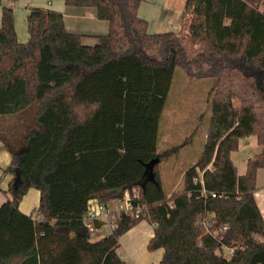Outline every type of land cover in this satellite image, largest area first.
<instances>
[{"label":"trees","instance_id":"obj_1","mask_svg":"<svg viewBox=\"0 0 264 264\" xmlns=\"http://www.w3.org/2000/svg\"><path fill=\"white\" fill-rule=\"evenodd\" d=\"M261 1L185 0L187 27L178 34L148 31L141 0H64L107 21L94 44L68 30L61 12L38 6L29 7L28 38L18 41L12 7L2 6L0 140L11 156L3 172L14 177L18 168L20 182L12 178L0 205V264H127L118 239L144 218L122 217L91 239L82 215L89 198L106 202L134 185L155 224L146 247L163 249L158 264H264L253 196L264 167ZM175 69L209 79L212 99L201 154L183 171L182 190L168 196L158 163L185 143L158 152L157 135ZM250 135L259 149L238 174L231 154ZM199 171L206 195L193 179ZM29 188L40 193L39 219L18 207ZM204 215L208 228L198 222Z\"/></svg>","mask_w":264,"mask_h":264},{"label":"rangeland","instance_id":"obj_2","mask_svg":"<svg viewBox=\"0 0 264 264\" xmlns=\"http://www.w3.org/2000/svg\"><path fill=\"white\" fill-rule=\"evenodd\" d=\"M6 2L8 4L6 6L12 7L17 40L24 42L28 38L26 26L28 12L25 6L33 7V5H30L27 0H7ZM35 2L34 6H39L37 4L43 5L47 3V0H35ZM184 5L185 0H141L138 11L141 17L148 21V31L150 32L172 30L170 23L181 30H186L189 14L183 13ZM263 7L264 0L260 3V8ZM72 9L77 11L79 8ZM89 28L88 24L85 26L80 24L77 30H89ZM173 31L178 33L176 30ZM209 88V79H190L179 69H175L173 72L170 89L160 117L157 151L161 152L181 142L185 144L177 153L171 154L167 159L158 163L161 184L168 196L182 190L183 171L201 154L212 99V96H208ZM6 120L8 119L3 122ZM9 120L7 125L17 126L15 119ZM3 122L1 121V125ZM196 127L199 128L191 138L190 133ZM188 139L190 141H187ZM258 149L256 144L244 145L240 142L238 149L232 152V159L237 166L238 173H244L245 159L257 152ZM150 169L151 163L146 167V176H150ZM90 238L96 239L97 236L90 235ZM116 251L119 255L125 256L121 246H118ZM223 251L226 256L227 250L223 249Z\"/></svg>","mask_w":264,"mask_h":264},{"label":"crops","instance_id":"obj_3","mask_svg":"<svg viewBox=\"0 0 264 264\" xmlns=\"http://www.w3.org/2000/svg\"><path fill=\"white\" fill-rule=\"evenodd\" d=\"M7 0H0L2 5H8ZM30 5H36L35 0H27ZM0 5V15L1 8ZM38 7L48 8L55 11H59L63 14L64 22L66 28L72 32H77L82 34V42L85 44H94L97 41V35L103 34L107 31V22L104 20H99L94 16V10L92 8H79L75 11L74 7H67L64 4V0H47V3L40 5ZM28 5L25 6L26 11L28 12ZM26 12V13H27ZM139 16L141 14L138 11ZM83 20V21H82ZM87 21V22H84ZM148 22V21H147ZM1 23V16H0ZM80 24L84 26L88 24L89 30H77L80 27ZM149 25V24H148ZM242 142L244 145L256 144V138L254 135L244 137L239 140L238 147ZM238 149V148H237ZM10 154L4 148L2 141L0 140V205L6 198L10 197L8 188L10 186L13 174L9 172H3V168L10 161ZM232 158V154H231ZM248 158V157H247ZM245 159V168L246 160ZM233 160V159H232ZM194 162V161H193ZM192 162V163H193ZM234 162V160H233ZM235 164V162H234ZM237 168V166H236ZM245 172V170H244ZM238 173V172H237ZM243 174V173H238ZM254 200L260 213L264 219V167L259 168L256 173V189L253 192ZM40 193L35 188H29L26 193L23 195L22 199L19 202V210L27 215H31L35 219H39L40 215L36 211V207L39 202ZM153 235V227L146 220L143 219L138 222L136 225L129 228L125 231L118 239V246H121L125 256L120 254L119 256L126 261L127 264H158L162 256L163 249L158 248L153 251L147 249V242L149 238ZM227 250L226 257L231 254L230 248H223ZM222 249V251H223ZM224 255V251L222 252Z\"/></svg>","mask_w":264,"mask_h":264},{"label":"built area","instance_id":"obj_4","mask_svg":"<svg viewBox=\"0 0 264 264\" xmlns=\"http://www.w3.org/2000/svg\"><path fill=\"white\" fill-rule=\"evenodd\" d=\"M170 27L172 30L178 31V34L185 32L184 29L181 30L173 23H170ZM193 179L201 183V194L206 195V189L203 187L202 171H199L198 176ZM210 194L213 197L216 196L215 192H211ZM122 217L147 219L148 214L146 212V205L140 202L139 185L124 189L119 196L106 202L99 201L93 197L89 198L85 204L82 222L89 235L101 237L115 230L119 219ZM198 222L205 228H208V219L206 215L202 216ZM150 224L153 228L155 227L154 223ZM223 229H225V226Z\"/></svg>","mask_w":264,"mask_h":264},{"label":"water","instance_id":"obj_5","mask_svg":"<svg viewBox=\"0 0 264 264\" xmlns=\"http://www.w3.org/2000/svg\"><path fill=\"white\" fill-rule=\"evenodd\" d=\"M20 182V171L18 168L14 170L13 186H16Z\"/></svg>","mask_w":264,"mask_h":264}]
</instances>
